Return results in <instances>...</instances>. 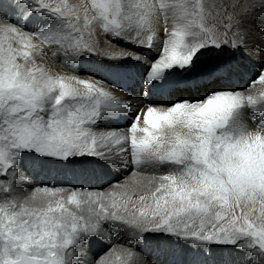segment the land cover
<instances>
[{"label": "snow or ice", "instance_id": "obj_1", "mask_svg": "<svg viewBox=\"0 0 264 264\" xmlns=\"http://www.w3.org/2000/svg\"><path fill=\"white\" fill-rule=\"evenodd\" d=\"M214 53L260 58L247 87ZM101 68L135 69L142 104ZM146 247L264 264V0H0V264H159Z\"/></svg>", "mask_w": 264, "mask_h": 264}, {"label": "rangeland", "instance_id": "obj_2", "mask_svg": "<svg viewBox=\"0 0 264 264\" xmlns=\"http://www.w3.org/2000/svg\"><path fill=\"white\" fill-rule=\"evenodd\" d=\"M73 2H75V0H73ZM97 39H99L102 42V47L110 49V50H114V49H111L110 45L103 43V40H104L103 36H98ZM204 59L211 60L213 62H215L217 59H222L225 61H231L233 63H237L243 69V71L240 74L227 79L225 83H228L229 85L233 87H241V88L247 87L250 81V77L253 74V70L258 66L259 60H260V58L257 55H255V53H253L250 56H236V57H232L231 55L217 57V55L214 53L211 57H205ZM49 66L48 67L54 72L66 73V69L64 68L59 69L53 65H49ZM85 67L100 68V65H86ZM126 71L128 73H131L132 75H115L114 70L107 69V68H101L98 74L110 76L113 80H116L119 84L123 86L122 89H115V88L112 89L113 95L117 97L121 102H127L130 100L129 98H132V97L143 101V96L140 95L138 80L134 76V73L136 70L132 68H128ZM259 87L260 86L258 84L253 86L251 93H247V94H256L257 91L259 90ZM115 93H120L122 96L116 95ZM125 123L126 121L120 122V126H123ZM249 123L251 122L249 121ZM113 126H116V125H113ZM43 176L45 177L46 173H41L39 172V170H37L35 174V182L36 183H41V182L52 183L54 180L57 179V180H60V183L63 180L62 182L63 184H68V183L85 184L87 183L97 188H99L100 186H103L105 190L107 189L109 180L115 182L117 179H122L121 173L113 172L111 174H104L102 172H99V170L95 177H89L87 180H85V178L81 176H74L72 173L60 174V175L53 173L49 175L48 177H46L45 179L43 178ZM122 234L127 235L124 232ZM114 235L115 233L113 234V237ZM127 242H131L132 245L135 244V241L129 235H127ZM113 243L115 245H124V244L118 243L115 240H113ZM106 247H107L106 245L101 246L100 244L94 243L91 246V254L94 255L96 253H102ZM145 251H148L150 253V256H149L150 260L158 261L159 264H168V262L170 261L182 259L178 250L175 255L172 254L171 252L157 253L153 251L151 247H146ZM138 257L143 260L142 256H138Z\"/></svg>", "mask_w": 264, "mask_h": 264}, {"label": "bare ground", "instance_id": "obj_3", "mask_svg": "<svg viewBox=\"0 0 264 264\" xmlns=\"http://www.w3.org/2000/svg\"><path fill=\"white\" fill-rule=\"evenodd\" d=\"M60 58H56V60H53L52 58L50 57H46L44 60L40 61L41 63H44L46 66H49V65H53L55 66L56 68H59V69H63V67L60 66V64L57 62ZM50 67V66H49ZM58 69V70H59ZM116 95H121L120 93H115ZM122 96V95H121ZM130 100L127 101V102H130L132 105L134 106H139L142 104L143 101L141 100H138L137 98H129ZM49 175L46 174V176L43 178L45 179L46 177H48ZM53 182L55 183H58L60 184V180H54ZM63 182V180H62ZM61 182V183H62ZM123 233V232H122ZM122 233H118V234H115L114 237H113V240L117 241L118 243L120 244H125L127 242V235L125 234H122ZM135 246L136 244H133V249L135 250ZM137 261H138V264H143V260L141 258H139L138 256L136 257Z\"/></svg>", "mask_w": 264, "mask_h": 264}]
</instances>
